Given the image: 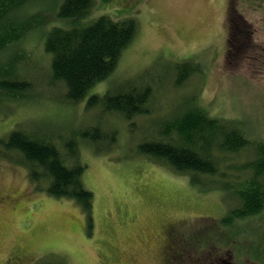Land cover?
<instances>
[{"label":"rangeland","instance_id":"374dc122","mask_svg":"<svg viewBox=\"0 0 264 264\" xmlns=\"http://www.w3.org/2000/svg\"><path fill=\"white\" fill-rule=\"evenodd\" d=\"M38 2L28 11L47 17L60 3ZM103 15L134 17L139 26L108 79L81 102L65 103V86L53 81L42 34L61 21L39 18L35 27L45 23L44 30L38 27L21 45L22 73L33 91L0 106V136L23 128L52 138L64 153L63 140L84 128L117 131L105 153L77 137L87 166L83 181L94 195L91 216L75 200L37 188L24 166L0 158V264H264V205L234 222V242L204 247L195 237L204 239L213 225L228 240V229L217 224L231 205L228 190L237 194L241 185L230 188L219 180L218 188L201 191L189 174L138 151L189 97L211 117L233 120L264 142V0H97L90 20ZM230 16L237 43L229 54ZM187 60L200 71L176 86L175 65ZM143 74L142 82L153 87L150 115L131 122L100 106L88 108L94 94ZM190 241L197 242L195 249ZM183 247L185 261L177 262Z\"/></svg>","mask_w":264,"mask_h":264},{"label":"trees","instance_id":"16d2710c","mask_svg":"<svg viewBox=\"0 0 264 264\" xmlns=\"http://www.w3.org/2000/svg\"><path fill=\"white\" fill-rule=\"evenodd\" d=\"M38 1L0 0V106L7 101L26 99L33 91L32 83L22 73L21 63L26 57L21 45L32 31L44 30L45 23L35 27L39 18V22L48 23L53 17L61 21L46 34L42 33L43 45L50 55L53 81L63 83V99L69 104L81 102L91 88L115 72L123 51L138 32L134 17L113 19L103 15L91 21L97 0H55L57 5L60 3L52 17L40 15L36 10L28 11ZM232 17L229 54L237 43L232 34ZM175 69L176 86L200 71L190 60L177 63ZM145 74L111 86L104 95L94 94L89 98L88 108L100 106L102 112L118 114L131 122L137 116L150 115L153 87L142 82ZM195 101L193 97L186 98L185 106L171 119L160 122L158 133L144 138L138 151L176 172L189 174L191 185L201 191L218 188L219 180H224L230 188L240 184L237 194L228 190L225 200L231 205L217 224L228 229V240H224L214 225L204 239L195 237L204 247L211 243H231L238 236L233 237L234 222L259 213L264 205V142L249 137L233 120L211 117ZM77 137L91 144L95 152L105 153L116 144L118 134L115 129L106 130L101 125L84 128L63 140L64 153L52 138L15 128L0 136V158L24 166L37 188L46 186L55 197L75 200L90 217L94 195L83 181L87 166L79 157ZM194 242L190 241L195 249L197 242ZM184 250L183 247L177 262L185 261Z\"/></svg>","mask_w":264,"mask_h":264}]
</instances>
